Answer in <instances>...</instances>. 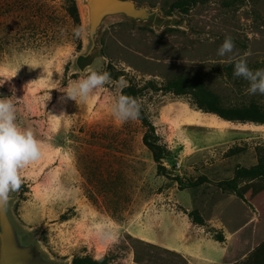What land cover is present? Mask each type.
<instances>
[{"label": "rangeland", "instance_id": "obj_1", "mask_svg": "<svg viewBox=\"0 0 264 264\" xmlns=\"http://www.w3.org/2000/svg\"><path fill=\"white\" fill-rule=\"evenodd\" d=\"M131 1L153 14L104 17L88 52L87 0H74L79 22L69 16L68 0H0V79L8 78L0 96L13 99L17 122L44 145V155L21 170L8 216L24 242L58 264L85 255L105 264H157L136 263L128 236L158 244L142 238H167V216L187 221L191 230L200 226L214 240L223 236L229 258L251 246L257 264L264 259V181L240 183L242 198L218 182L232 178L237 165L257 163L264 131L204 113L187 95L159 88L196 77L225 105H264V95L249 94L248 82L217 55L231 36L232 55L244 56L252 70L264 68V0H194L184 10L171 7L180 0ZM76 27L84 37L74 35ZM79 54L89 56L85 70L76 68ZM88 69L145 87L139 102L154 127L148 140L164 145L168 156L154 160L139 119L114 120V85L83 103L62 92ZM193 210L204 225L192 222ZM93 224L110 226L116 240L102 242Z\"/></svg>", "mask_w": 264, "mask_h": 264}, {"label": "clouds", "instance_id": "obj_2", "mask_svg": "<svg viewBox=\"0 0 264 264\" xmlns=\"http://www.w3.org/2000/svg\"><path fill=\"white\" fill-rule=\"evenodd\" d=\"M73 32L78 38L86 34L81 27L74 28ZM234 47L232 37L225 36L217 49V55L225 57L224 62L233 65L234 77L243 78L248 82L249 94L264 95V68L250 69L244 56L232 55ZM7 79H0V85ZM108 85L116 87V94L110 107L114 120L123 124L138 119L140 102L123 94V87L126 86L123 79L119 82L113 81L107 71L88 69L80 79L70 83L62 92L68 98L75 101L79 99L83 103L95 90ZM16 113L13 99L10 96H0V208L8 203L10 193L19 191L22 184L21 170L44 155V145L36 139L30 129L17 122ZM91 232L102 242H114L117 238L116 233L106 224H93Z\"/></svg>", "mask_w": 264, "mask_h": 264}, {"label": "trees", "instance_id": "obj_3", "mask_svg": "<svg viewBox=\"0 0 264 264\" xmlns=\"http://www.w3.org/2000/svg\"><path fill=\"white\" fill-rule=\"evenodd\" d=\"M193 1L194 0L176 1L171 4V7L178 10H184L186 6ZM68 2L70 3L67 8L69 16L74 19L75 22H79L78 11L74 0H68ZM77 48H80V43ZM75 65L79 70H85L86 67L90 65L89 56L79 54L75 59ZM118 78L119 76H114L112 77V80L115 81ZM144 88L145 87H138L136 84L130 83L123 87L122 91L123 94L136 98L139 101ZM159 90L166 92L171 91L179 96L187 95L191 104L198 110H201L204 113L215 114L225 121L264 124V105L255 101H250L246 104L225 105L222 103L218 95L207 90L203 86L201 80L196 77H177L169 80L164 86L160 87ZM138 119L142 122L143 126L148 128V131H146L143 136V142L151 147L154 160L160 162V159L169 155V151L164 145L150 142L148 140L149 131L152 132L154 127L148 117L144 114L141 106ZM230 151L234 153L237 150L236 148H232ZM251 180L264 181V148H262V154H260L256 164L250 167L237 165L234 169L232 178L226 181H220L218 182V185L222 191L235 194L242 198L239 185L242 182ZM188 215L193 223L199 225L205 224L204 220L198 215L196 210L189 212ZM128 239L132 241L134 261L136 263H142L144 260H152L157 264H166V262H169V264H190L187 259L175 251L162 248L153 243L144 242L132 236H128ZM215 239L219 242L224 241V238L221 235H217ZM260 240L261 239H258L254 243H258ZM250 249L251 246H248L242 252L238 253L234 259L230 260L229 258H224L220 264H254L252 256L249 253ZM161 253H163L164 256H162ZM72 264H105V262L104 259H94L89 255H85L74 257ZM257 264H264V259Z\"/></svg>", "mask_w": 264, "mask_h": 264}, {"label": "water", "instance_id": "obj_4", "mask_svg": "<svg viewBox=\"0 0 264 264\" xmlns=\"http://www.w3.org/2000/svg\"><path fill=\"white\" fill-rule=\"evenodd\" d=\"M89 14L88 36L90 52L94 37L102 19L113 14H124L134 19H147L153 13L138 7L131 0H87ZM0 264H58L43 257L31 243L23 241L22 236L12 224L6 205L0 208Z\"/></svg>", "mask_w": 264, "mask_h": 264}, {"label": "crops", "instance_id": "obj_5", "mask_svg": "<svg viewBox=\"0 0 264 264\" xmlns=\"http://www.w3.org/2000/svg\"><path fill=\"white\" fill-rule=\"evenodd\" d=\"M259 126L261 131H264V124ZM164 218L169 219L167 224L169 226L166 227L167 238L155 234L152 236L154 238H151V234L148 233L150 238L142 239L153 241L162 248L181 254L190 264H220L224 258H229L231 250L223 246V242L208 237L200 226L195 229L196 225H193L191 230L187 221L172 216ZM236 255L229 259H234Z\"/></svg>", "mask_w": 264, "mask_h": 264}, {"label": "bare ground", "instance_id": "obj_6", "mask_svg": "<svg viewBox=\"0 0 264 264\" xmlns=\"http://www.w3.org/2000/svg\"><path fill=\"white\" fill-rule=\"evenodd\" d=\"M81 14H82V17H85V13H84V9L81 8Z\"/></svg>", "mask_w": 264, "mask_h": 264}]
</instances>
